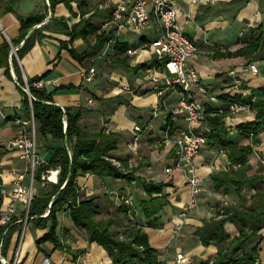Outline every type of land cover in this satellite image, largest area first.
<instances>
[{"label":"crops","instance_id":"1","mask_svg":"<svg viewBox=\"0 0 264 264\" xmlns=\"http://www.w3.org/2000/svg\"><path fill=\"white\" fill-rule=\"evenodd\" d=\"M119 1L58 0L52 9L50 0H0V45L5 41L11 44V49L20 45L24 40L17 44H14L13 40L20 36L21 19L29 15H43V20L35 24L27 34L28 36L37 29L33 46L22 56L19 55L18 49L13 55L26 85L29 84V79L40 77L46 82L44 88L53 91L54 100L60 106L65 108L81 105L82 123L93 131L105 126L107 133H115L119 140L117 148L111 151L112 155L124 167L132 169L138 177L156 181L173 179L175 182L174 186L165 188L172 205L165 206L159 213L164 222L163 226L151 227L146 224L147 219L139 206L140 200L149 198L140 179L127 182L123 177L100 178L91 172L80 175L77 178L81 188L80 198L94 196L100 206L101 212L95 218L101 220L114 217L116 221L111 225V229L119 231L122 235L124 230L134 224L142 226L164 264H176L178 251L193 257L194 263L213 258L220 249L228 248V243L213 241L204 244L196 234V229L206 220L217 217L222 207L239 204L240 194L250 199L263 185L260 182H257L256 186L245 184L238 192L233 184L226 183L223 188H227V192L216 189L212 174L217 171L237 170L240 164L237 167L229 166L227 150L208 143L195 156L197 172L203 178L206 190L198 196L194 206H188L191 198L190 188L181 171L174 173L173 170L177 168L174 166L171 171L165 169L174 163L175 156L174 146L164 144L160 140L166 110L163 108L157 116H153L152 112L158 101L165 100L170 106L174 105L179 92L167 91L164 97H159L153 89L144 84L138 90L140 92L123 90L121 85L124 84L139 85L144 70H136V65L156 55L149 46L136 54H129L126 50L120 54V57L127 58L125 63L129 66H126L116 61L113 47L114 40L126 43L127 49L151 41L160 34V24L152 16L140 32L125 26L118 27L111 22V8ZM174 1L177 5L178 20L185 33L198 45L197 53L189 62L210 88L207 94H202L194 88L195 96L201 102L223 112V119L227 117L229 108L227 102L220 97L222 94H255L257 101H264V92L259 90V87L264 86V58L257 59L251 54L243 53L225 55L246 47L249 27L264 21V0ZM53 16L58 17V20H54ZM62 18L69 27L82 18H90L98 28L97 33L104 31L111 34L113 40L105 43L96 55L79 60L71 54L69 48L73 46L79 51L85 50L89 44L95 43L96 34L87 39L79 37L69 41ZM250 61L258 64L257 73H252L245 67ZM9 65L12 77L7 74V65L0 64V177L3 192L0 211L6 209L10 203L15 176L25 171L27 166L18 149L9 148L4 144L5 139L20 131V126L13 117H26L30 114V109L24 104V95L19 83L12 72L16 75L13 57H9ZM90 66L96 68V73L94 79L86 83L83 70ZM234 68L244 80L239 87L234 86V75L230 73ZM59 85L64 87L57 88ZM255 119L256 109L251 107L234 114L231 121L232 125H236ZM175 122L178 127L185 124L182 117L177 118ZM136 123L142 126V131L134 130ZM198 128L208 130L206 119L199 122ZM136 134L139 136L138 142L131 148L129 142ZM38 137L39 161L46 162L50 157L48 146H57L58 142L50 136ZM228 138L239 144H247L250 141V138L241 134L235 127L229 130ZM253 147L254 151L248 155L246 161V174L252 176L261 173L264 176V162L259 158L264 154V121ZM53 172L56 178L51 177ZM58 174L59 169H50L46 176L48 180L57 182ZM24 183H32L33 195H41L40 188L44 181L34 177L31 179V174L27 172ZM120 194L125 198H132L134 208L131 212L126 213L118 209ZM249 202L250 200L247 204ZM27 214L24 202L18 201L13 214L15 220L10 224L14 228L3 254L9 260H12L19 247L18 264H113L103 245L97 241H89L86 231L76 226L69 209L57 213L60 246H56L51 240H45L38 245L37 239L48 231V227L35 225L33 216ZM177 225H180L178 229ZM225 228L231 237L240 232V226L236 222L227 221ZM5 233L0 231L2 244ZM259 233L263 236L252 264H264V226L260 228Z\"/></svg>","mask_w":264,"mask_h":264},{"label":"trees","instance_id":"2","mask_svg":"<svg viewBox=\"0 0 264 264\" xmlns=\"http://www.w3.org/2000/svg\"><path fill=\"white\" fill-rule=\"evenodd\" d=\"M57 1L50 0L52 9H54ZM43 18V15H29L21 19L20 36L13 40L14 44L24 40V43L18 49L20 56L27 52L35 43L38 33L37 29L32 34L28 36L27 34ZM57 18L53 16L54 20ZM62 24L69 34V41H74L79 37L87 39L96 34L95 43L89 44L85 50L79 51L73 46L69 48L71 54L79 60L96 55L105 43L113 40L111 34L104 31L97 33L98 28L90 18H82L71 27L65 20ZM113 47L116 61L129 66L125 63L127 58L120 57V54L127 50L126 43L114 40ZM10 50L11 44L8 41L0 45V64L7 65V74L12 77L9 65ZM240 53L251 54L257 59L264 58V21L256 26L249 27L245 48H239L225 55ZM13 63L19 88L24 95V104L27 109H30V113L33 111L37 135L39 134L42 138L50 136L58 142L57 146H48L50 151L49 159L46 162H41L34 173V178L44 181V184L40 188L41 195H34L31 199L28 214L33 216L32 220L35 225L48 227V231L37 239V244L40 245L45 240H51L56 246H60L57 234L59 223L57 213L60 210L69 209L76 226L86 231L89 241H97L103 245L111 256L113 264H164L163 260L157 255V249L151 245L149 236L142 226L134 224L124 230V235H122L119 231L111 229V225L116 221L114 217L96 219V215L101 212L100 206L94 196L84 199L80 198L81 188L77 178L80 175L91 172L100 178L109 176L115 178L123 177L127 182L140 179L149 198L140 200L139 206L147 219L146 224L151 227H161L164 224L159 213L165 206L172 205L165 188L174 186V180L156 181L135 175L132 169L127 166L124 167L111 153L118 146L119 137L115 133H107L105 126H102L98 131L88 128L87 125L82 123V106L65 108L60 106L54 100L53 91H48L44 87L40 88L32 84L34 80L40 77L28 80L30 91L33 94L31 99L28 92L24 89L26 81L18 67L15 56H13ZM161 64V59L153 56L149 60L138 63L136 70H145L147 67L160 66ZM60 87L64 86H57V88ZM209 90L210 88L208 87V92ZM259 90L264 92V86L259 87ZM220 97L227 102L229 108V103L232 99L244 100L249 96L226 93L220 95ZM160 102L162 103V101ZM204 105L205 115L203 119H206L209 127L208 130H205L208 143L212 146L224 148L227 150L229 160L232 163L240 164L237 170L217 171L212 174L216 189H222L227 192V188H223L226 183L233 184L238 192L243 189L245 184L256 186V183L260 182L263 187L257 189L250 199L240 194L239 204L222 207L217 217L206 220L202 226L196 229V234L200 236L204 244H210L215 241L219 243L227 242L229 246L226 249H220L215 257L202 259L194 264H252L256 259L258 245L263 236L259 233V230L264 226V176L261 173L248 176L246 174V161L248 155L254 151L253 146L256 143V135L261 129L262 121H264V101L256 100L252 104V107L256 109L255 120L235 125V128L248 138H250L249 133L253 132L254 136L247 144L235 143L229 139L228 132L233 128L225 123L223 119L224 113L215 110L209 104L204 103ZM165 110L166 118L162 131L167 123H170L173 128H178L175 121L180 117H173L169 109ZM17 116L15 115L13 118ZM114 160L120 164H117ZM49 169H59L57 182L42 178V173H47ZM119 196L121 198L118 209L126 213L131 212L134 208L132 198V204H128L123 195L120 194ZM249 200L250 202L247 204ZM2 202V179L0 177V206ZM47 210L48 213L44 215ZM13 220H15L14 217ZM227 221L239 224L240 232L238 235L231 237L226 231L225 223ZM13 228L14 226H10V223L0 226L1 233L7 229L2 240L3 252L6 249Z\"/></svg>","mask_w":264,"mask_h":264},{"label":"built area","instance_id":"3","mask_svg":"<svg viewBox=\"0 0 264 264\" xmlns=\"http://www.w3.org/2000/svg\"><path fill=\"white\" fill-rule=\"evenodd\" d=\"M193 2H209L211 0H191ZM154 16L161 27L160 34L153 40L129 47V54L141 52L145 47H151L153 53L162 61L159 66H150L144 70L140 83L137 86L129 84L121 85V88L130 92H140L142 84L152 88L159 97L166 94L167 91L178 90L179 95L177 102L170 106L165 100L158 101L152 109L153 116L159 115L160 111L169 109L173 117H182L185 124L182 127L173 128L167 123L161 134V142L173 145L175 148L174 163L167 166L166 171L177 167L186 183L190 188V202L188 206H194L197 203L198 196L206 188L203 178L197 172L195 156L205 146L208 145V138L205 129H199L198 124L204 118L205 105L193 93L195 88L202 94L208 93V86L200 78L196 68L189 62V59L198 51L196 41L190 38L184 31L181 22L178 20L177 5L174 0H120L111 8V22L118 27H127L133 31L140 32L148 24L149 19ZM24 41L21 42V44ZM15 46L11 49L9 57L12 59L14 53L21 46ZM252 73L259 71L258 64L250 61L245 66ZM13 75H15L14 71ZM96 68L90 66L83 70V79L86 83L94 79ZM230 73L234 75V86L239 87L243 84V79L238 76L237 69H231ZM45 80L40 78L33 81L36 87H44ZM24 89H30V85L24 86ZM31 98V97H30ZM32 99V98H31ZM257 100L255 94H251L246 99H232L229 103V113L224 118L225 123L234 128L231 121L234 114L250 109L253 102ZM15 122L20 126V131L15 136L5 139L4 144L9 148H15L20 151L22 158L26 160L27 166L25 171L19 172L14 178V186L10 192V203L8 207L0 212V226L13 223V214L16 211V203L24 202L27 213L30 201L33 198V186L24 183L25 174L29 172L31 179L41 163L38 157V135L36 121L33 111L26 116H17ZM135 131H142L139 123L134 125ZM250 139L254 136L253 132L249 133ZM136 134L129 146L133 148L138 142ZM264 162V154L259 156ZM116 162V160H114ZM117 164H120L118 161ZM229 166L237 167L239 164L228 162ZM43 179H47L45 173ZM126 203L132 204L131 198H125ZM180 225H177V229ZM6 232V231H5ZM2 242L0 243V264H9V260L2 254ZM19 247L15 252L18 257ZM16 262L12 263L15 264ZM176 264H194V259L190 255L177 252Z\"/></svg>","mask_w":264,"mask_h":264},{"label":"rangeland","instance_id":"4","mask_svg":"<svg viewBox=\"0 0 264 264\" xmlns=\"http://www.w3.org/2000/svg\"><path fill=\"white\" fill-rule=\"evenodd\" d=\"M97 63H98V62H97ZM38 136H39V134H38ZM38 144H39V137H38ZM49 170H50V169H49ZM49 170H48V172H49ZM173 171H174V173H176L177 171L180 173V170H179L178 168H175V170H173ZM173 171H172V172H173ZM48 172H47V173H48ZM43 173H44V172H43ZM43 173H42V174H43ZM45 174H46V173H45ZM47 177H48V176H47ZM50 204H51V203H50ZM50 204H49V205H50ZM28 212H29V210H28ZM46 212H47V211H46ZM46 212H45V214H46ZM27 215H28V214H27ZM6 230H7V229H6ZM6 230H5V231H6ZM5 231H4V232H5ZM1 251H2V248H1ZM2 254H4L3 251H2ZM7 259H8V258H7ZM8 260H9V259H8ZM0 262H1V261H0ZM14 262H16L15 264H18V257H16L15 255L13 256L12 260H9V264H12V263H14Z\"/></svg>","mask_w":264,"mask_h":264},{"label":"water","instance_id":"5","mask_svg":"<svg viewBox=\"0 0 264 264\" xmlns=\"http://www.w3.org/2000/svg\"><path fill=\"white\" fill-rule=\"evenodd\" d=\"M14 78L17 80V76H14ZM26 91L28 92L29 96L33 98V94L31 93L30 89H26Z\"/></svg>","mask_w":264,"mask_h":264},{"label":"bare ground","instance_id":"6","mask_svg":"<svg viewBox=\"0 0 264 264\" xmlns=\"http://www.w3.org/2000/svg\"><path fill=\"white\" fill-rule=\"evenodd\" d=\"M51 177H52V178H56V174H55V172L52 173Z\"/></svg>","mask_w":264,"mask_h":264}]
</instances>
